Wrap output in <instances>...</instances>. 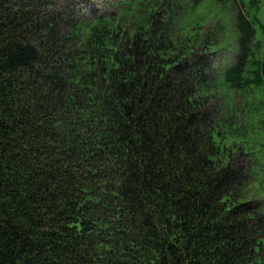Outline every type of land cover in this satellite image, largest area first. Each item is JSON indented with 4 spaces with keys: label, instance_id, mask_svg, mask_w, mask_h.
<instances>
[{
    "label": "trees",
    "instance_id": "trees-1",
    "mask_svg": "<svg viewBox=\"0 0 264 264\" xmlns=\"http://www.w3.org/2000/svg\"><path fill=\"white\" fill-rule=\"evenodd\" d=\"M264 0H0V264H264Z\"/></svg>",
    "mask_w": 264,
    "mask_h": 264
},
{
    "label": "rangeland",
    "instance_id": "rangeland-1",
    "mask_svg": "<svg viewBox=\"0 0 264 264\" xmlns=\"http://www.w3.org/2000/svg\"><path fill=\"white\" fill-rule=\"evenodd\" d=\"M261 15H262V18L264 19V4H263V6L261 8Z\"/></svg>",
    "mask_w": 264,
    "mask_h": 264
}]
</instances>
